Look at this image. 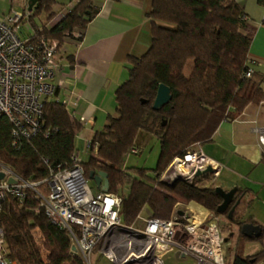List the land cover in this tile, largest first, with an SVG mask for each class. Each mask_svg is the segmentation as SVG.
I'll list each match as a JSON object with an SVG mask.
<instances>
[{"label": "trees", "instance_id": "trees-1", "mask_svg": "<svg viewBox=\"0 0 264 264\" xmlns=\"http://www.w3.org/2000/svg\"><path fill=\"white\" fill-rule=\"evenodd\" d=\"M256 1L264 6V0ZM150 3L147 18L151 23V45L143 56L129 58V77L115 93L116 116L109 118L104 129L93 136L90 160L81 162L88 180L91 173L107 175L108 193L121 198L120 217L126 227L141 226L142 213L149 218L170 220L174 212L183 213L176 209L180 203L201 214L217 215L221 199L214 188L204 187L213 179L212 174L173 184L164 183L162 176L176 158L210 142L220 124L233 121L248 106L264 102V74L252 72L249 78L245 75L250 69L248 56L254 30L248 26L237 2L150 0ZM56 9L64 10L63 17L50 27L58 13ZM42 14L46 16V24L35 25V17ZM97 14L95 0H72L69 5L38 0L29 18L28 40L57 42V57L67 41L81 40ZM74 34L81 37L74 40ZM69 35L71 38L67 39ZM188 64L191 70L186 76ZM161 84L170 89L172 99L161 111H153L152 102ZM40 126L29 137H14L12 124L0 117V167L25 182L41 183L37 191L47 194L51 173L72 165L82 123L72 118L61 101L51 99L43 106ZM142 134L159 142L160 156L153 171L124 166L129 155L138 154L137 139ZM229 223L257 225L251 219L238 223L235 215ZM0 228L5 256L13 264H83L72 251L67 233L47 219L32 190H25L20 199L5 197ZM36 233L41 236L40 243ZM263 237L264 228L259 239L248 240L239 235L231 264L264 262V243L253 258L240 253L241 240L262 242Z\"/></svg>", "mask_w": 264, "mask_h": 264}, {"label": "built area", "instance_id": "built-area-1", "mask_svg": "<svg viewBox=\"0 0 264 264\" xmlns=\"http://www.w3.org/2000/svg\"><path fill=\"white\" fill-rule=\"evenodd\" d=\"M31 13H14L0 18V117L13 126L14 137H29L40 130L43 106L51 99L61 101L67 108L68 99L56 96L53 80L58 71V43L29 42L20 31L30 32ZM63 15L58 18L61 20ZM74 34L73 39H79ZM71 38L69 35L67 39ZM252 70L245 73L249 78ZM72 118H76L73 111ZM82 124L83 119L79 120ZM264 132L259 142L264 148ZM90 152V141L85 143ZM95 151V149H94ZM131 153L136 154V151ZM79 154L72 157V165L53 171L47 180L49 192L37 191L41 183H28L12 171L0 167V211L6 196L23 198L25 190H32L40 200L47 219L67 233L71 249L83 264H91L95 250L110 264H165L170 254L192 259L194 264H227L225 248L228 243L218 224V215L191 211L180 216L174 212L170 220L140 217L141 226L126 227L120 217L121 198L99 192L93 195L85 176ZM211 168L214 183L221 167L205 156L200 146L176 158L162 176L170 184L176 174L193 180V174ZM9 180L14 183L10 184ZM205 185L204 187H208ZM224 227V225H223ZM0 264H13L5 256L3 232L0 228Z\"/></svg>", "mask_w": 264, "mask_h": 264}, {"label": "crops", "instance_id": "crops-1", "mask_svg": "<svg viewBox=\"0 0 264 264\" xmlns=\"http://www.w3.org/2000/svg\"><path fill=\"white\" fill-rule=\"evenodd\" d=\"M234 1L242 7L248 26L254 30L248 56L250 69L264 74V6L256 0ZM150 4V0H95L98 14L81 40H69L59 51L53 83L57 98L68 99L70 106L74 103V108L68 110L84 120L76 136L80 142L90 141L104 129L109 118L116 116L115 93L129 77L128 60L143 56L151 45V23L147 18ZM63 13L64 10L58 12ZM260 131L264 132V102L250 105L233 121L220 124L212 140L200 146L207 158L220 165L217 175L227 170L245 180L230 188H238V195L242 192L247 199L264 176ZM76 153L79 154L77 150ZM251 183L253 187L248 186ZM141 217L147 218L143 213Z\"/></svg>", "mask_w": 264, "mask_h": 264}, {"label": "rangeland", "instance_id": "rangeland-1", "mask_svg": "<svg viewBox=\"0 0 264 264\" xmlns=\"http://www.w3.org/2000/svg\"><path fill=\"white\" fill-rule=\"evenodd\" d=\"M28 0H0V18L3 19L9 15H13L14 13H20L25 12L27 8H25V5ZM59 5H69L68 3L71 0H56ZM56 11L59 12V9H56ZM46 16L44 14L35 17L34 23L37 26H40L41 24H46L45 22ZM58 13L54 17V19L49 23V26L55 24V22L58 21ZM26 29H22L20 31L21 38L25 39V36L27 35ZM191 70V65L188 64L185 74L186 76L189 75ZM138 145L140 148L138 149L137 155H129L126 159L125 168L126 169H145L148 171H153L156 168V164L158 162L159 156H160V146L158 140H156L155 137L149 136L147 134H142L139 139H137ZM75 146L76 150L80 154V161L87 163L90 160V153L86 149V145L84 142H80L79 139L75 140ZM226 160V157L225 159ZM225 163V162H224ZM150 174V173H149ZM154 176L152 173L150 174V177ZM228 176V177H227ZM263 179H261V184L264 182V176H262ZM251 179V178H250ZM240 181H245L240 176H234L227 172H223L222 174H219L215 180L214 183L208 187L215 188L220 187L224 191L231 190L230 187L232 185H237ZM256 184V186L253 188L254 194L250 196V199H247L244 197L243 202L241 205L238 206L237 212H235V217L239 222H247L249 219L253 218L254 222L262 228H264V185ZM250 187L254 186V183H251L248 185ZM89 187L91 189V192L93 195H96L97 193L101 192L98 190L94 184V182L89 181ZM252 198V199H251ZM252 200V201H251ZM178 205L176 209H179V211L188 214L193 209V207L186 206V204ZM188 209L190 211H188ZM218 224H222V229L225 236L227 238H230V234H232L233 237L229 239L228 245H226L225 248V255L227 258V264H231L234 259L237 249L238 240H239V227L237 224H231L226 220V217L224 215H218ZM224 225V227H223ZM36 239L40 243L42 241L40 234L36 233ZM264 243V237L262 238V242L259 241H243L241 240V255L243 257H251L253 258V255L257 254L262 249V244ZM91 264H110L100 253L98 250H95L91 257ZM165 264H194L192 259L188 258H176L174 254H170L167 257V260ZM264 264V262L260 263Z\"/></svg>", "mask_w": 264, "mask_h": 264}, {"label": "water", "instance_id": "water-1", "mask_svg": "<svg viewBox=\"0 0 264 264\" xmlns=\"http://www.w3.org/2000/svg\"><path fill=\"white\" fill-rule=\"evenodd\" d=\"M37 2L38 0H28L27 1V11L32 12L34 9L37 8ZM156 96L154 101L152 102V110L153 111H161V109L168 105L169 102L172 99L171 91L170 89L161 84L158 86V89L156 90ZM213 171L211 168H207L204 171H198L195 174H193V178L203 176L205 174H212ZM3 174L0 173V181L3 179ZM184 177L180 176L179 174H176V178L170 183L173 184L176 181L182 180L185 181ZM89 181L94 182L96 188L100 190L101 192L108 193L109 192V183L107 180V175L103 172H99L98 174L91 173L89 176ZM10 184H13L14 182L12 180H9ZM167 184V183H166ZM214 192L217 196H219V199H221V204L217 208L216 213L217 215H224L227 213L226 220L230 222L233 219V215L235 213V210L240 205L242 197L244 195L242 194L240 197H238L239 190L238 188H232L229 191H224L220 187H215ZM236 197H238L236 199ZM232 206V207H231ZM231 207V208H230ZM230 208V210H229ZM228 210V211H227ZM180 216L183 215V213L177 212ZM239 227V235L243 236L245 239L248 240H255L259 239L262 235V228L258 225H253L252 223H243L241 225H238ZM230 238L233 237L232 234L229 235ZM229 238V239H230ZM226 243L229 242V240H225ZM72 251L74 252V248H72Z\"/></svg>", "mask_w": 264, "mask_h": 264}, {"label": "flooded vegetation", "instance_id": "flooded-vegetation-1", "mask_svg": "<svg viewBox=\"0 0 264 264\" xmlns=\"http://www.w3.org/2000/svg\"><path fill=\"white\" fill-rule=\"evenodd\" d=\"M236 198H237V197H236ZM231 207H232V206H231ZM231 207H230V208H231ZM230 208H229V210H230ZM227 211H228V210H227ZM225 217H227V213L225 214ZM253 225H254V224H253Z\"/></svg>", "mask_w": 264, "mask_h": 264}]
</instances>
